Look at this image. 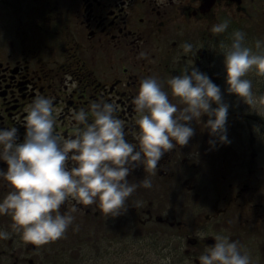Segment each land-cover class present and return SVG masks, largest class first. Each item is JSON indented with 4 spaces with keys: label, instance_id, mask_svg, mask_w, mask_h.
<instances>
[{
    "label": "flooded vegetation",
    "instance_id": "obj_1",
    "mask_svg": "<svg viewBox=\"0 0 264 264\" xmlns=\"http://www.w3.org/2000/svg\"><path fill=\"white\" fill-rule=\"evenodd\" d=\"M225 20L228 29L213 34L212 25ZM234 30L244 32L246 46L256 51L255 41H264V0H0V129L16 127L18 142L26 134L27 109L42 95L53 100L56 132L65 138L76 130L74 112L115 101L126 139L137 144L132 100L140 81L156 78L170 101L183 107L167 81L193 64L229 105L230 141L209 135L207 115L193 120L189 144L165 153L148 177L152 187H138L126 212L105 217L96 205L69 200L60 212L70 213L73 224L43 246L24 244L10 216L0 215V230L11 233L0 239V264H50L73 240L67 248L73 258L52 264H159L166 257L171 264H199L215 243L211 236L200 239V231L239 241L252 264H264V118L226 91L219 45L230 44ZM185 43L193 46L188 55ZM141 52L146 58H137ZM247 78L255 94L264 93V79ZM0 169L7 170L6 162L0 160ZM145 176L141 165L128 180L139 184ZM9 191L0 178V201Z\"/></svg>",
    "mask_w": 264,
    "mask_h": 264
},
{
    "label": "clouds",
    "instance_id": "obj_2",
    "mask_svg": "<svg viewBox=\"0 0 264 264\" xmlns=\"http://www.w3.org/2000/svg\"><path fill=\"white\" fill-rule=\"evenodd\" d=\"M229 23L225 20L214 24L211 32L222 34ZM245 36L234 30L230 44L220 42L227 73L226 91L264 118V93L255 94L253 82L247 78L254 73L264 79V41L256 40L253 51L246 46ZM181 47L185 55L193 52L191 44ZM137 58H146V54L141 52ZM167 84L183 107L170 101L156 78L140 81L138 94L132 100L133 111L139 117L135 121L139 126L137 144L126 139L125 124L116 116L119 105L115 101L92 103L90 113L84 109L74 112L77 127L67 138L56 132L53 100L42 95L36 96L27 109L23 142H18L16 127L0 129V160L7 164L6 171L0 169V178L10 189L0 201V215L10 216L12 232L24 244L39 247L62 238L74 221L70 213L60 212L69 200L78 205H96L105 217L126 212L129 198L138 187H152L148 177L156 174L165 153L177 145L182 148L189 144L195 134L190 126L193 120L207 115L209 135L221 144L230 143L226 128L229 105L207 74L193 64L172 76ZM213 104L217 107L213 108ZM255 131L259 132V128ZM209 144L215 147L216 140L210 139ZM141 165L145 178L139 184L130 183L129 175ZM132 206L138 208L141 202ZM76 210L74 205L71 212ZM197 236H211L215 241L199 256V264H252L250 254L242 251L239 241L210 231H200ZM10 237L11 233L0 230V239ZM159 264H171V257L160 259Z\"/></svg>",
    "mask_w": 264,
    "mask_h": 264
},
{
    "label": "rangeland",
    "instance_id": "obj_3",
    "mask_svg": "<svg viewBox=\"0 0 264 264\" xmlns=\"http://www.w3.org/2000/svg\"><path fill=\"white\" fill-rule=\"evenodd\" d=\"M73 241H75V240H73ZM73 241H70V242L68 243V245L65 247V249H66V254H65V256L60 257V258L54 257L49 263H50V264H52V263H65L67 259H68V260L72 259V258H73V255H72L70 252H67V248L71 246V243H72Z\"/></svg>",
    "mask_w": 264,
    "mask_h": 264
}]
</instances>
